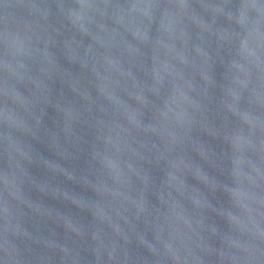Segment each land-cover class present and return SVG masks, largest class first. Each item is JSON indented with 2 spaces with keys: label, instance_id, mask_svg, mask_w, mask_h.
<instances>
[{
  "label": "water",
  "instance_id": "95a60500",
  "mask_svg": "<svg viewBox=\"0 0 264 264\" xmlns=\"http://www.w3.org/2000/svg\"><path fill=\"white\" fill-rule=\"evenodd\" d=\"M0 264H264V0H0Z\"/></svg>",
  "mask_w": 264,
  "mask_h": 264
}]
</instances>
